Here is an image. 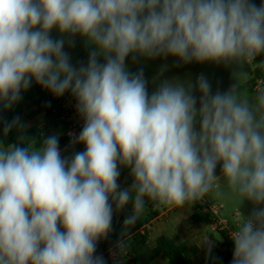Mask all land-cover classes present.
I'll return each instance as SVG.
<instances>
[{"label":"clouds","instance_id":"1","mask_svg":"<svg viewBox=\"0 0 264 264\" xmlns=\"http://www.w3.org/2000/svg\"><path fill=\"white\" fill-rule=\"evenodd\" d=\"M77 36L89 49L78 66L65 51ZM261 55L264 2L0 0V111L33 82L70 92L83 120L71 143L85 146L64 157L59 134L34 137L19 116L3 121V137L17 135L0 139V264H105L97 245L114 211L132 202L126 232L148 202L183 207L210 195L251 205L230 234L231 264H264V87L241 88ZM129 56L232 67L233 83L213 92L203 74L194 83L158 75L149 94ZM122 167L132 178L123 189Z\"/></svg>","mask_w":264,"mask_h":264},{"label":"rangeland","instance_id":"2","mask_svg":"<svg viewBox=\"0 0 264 264\" xmlns=\"http://www.w3.org/2000/svg\"><path fill=\"white\" fill-rule=\"evenodd\" d=\"M53 38H59L60 34L58 31H53ZM71 57V62L74 65H79L81 62L86 63L88 59L89 49L85 46L83 39L79 36L75 37L74 46H65ZM264 60V55L258 56L256 61L251 65L245 67L246 77L241 82V88L247 91L249 94L254 93L257 89L264 87V72L261 75L257 74V70L262 68L260 61ZM126 65L129 71L137 72L143 70L144 77L148 81L149 94L155 90L159 83L157 80L153 82L154 78L159 75L160 79H172L178 78L180 80H191L193 83L197 77L201 74L206 76L212 84V90L215 92L217 89L220 91H227L232 80V67H225L223 65H216L213 63H189L182 64L177 62V58L169 56L167 58L159 57L156 59L138 58L133 61L131 56L126 60ZM167 65V68L160 75L162 66ZM35 91L30 87L26 92L23 93V99L15 105L11 110L1 111L7 115L14 112H19V117L22 122L29 125L28 128L39 129L42 131L44 136L59 134V147L64 157H71L75 152L85 150V146L82 144H69L65 139V131L61 126L55 127L46 121V116L43 112L36 113V106L34 105ZM65 110H69L75 107L76 101L71 96V93H65L62 97H58ZM67 116L64 118L67 122ZM127 168H121V175L118 183L123 189L128 187L132 183L130 176V170ZM220 168L217 167V174L219 175ZM130 181V182H128ZM212 207H220L221 212L219 213L218 208L215 211L219 213L218 218L215 213L211 211H204L203 216L209 215L201 224H195L191 219H188L187 213H182L179 216L180 225L183 226L181 230H169L162 231L158 228L161 227L168 220L166 217H160L158 220L152 221L160 214L166 212L170 207H154L151 202H148L146 208L136 224L127 229L125 238L122 240L124 243L123 249H121V242L109 249L102 256L104 257L105 264H169L168 261L162 258H153L151 250L156 245L157 238L164 234L170 238L175 239L179 243L186 244L191 248V258L197 262L205 255L220 251V244L223 239L221 237V231L228 228L220 222H225L227 226L235 230L237 221L240 218L236 214L242 211L244 214H248L251 210V205L245 202L241 208L235 201L217 199L210 195L204 199ZM115 208V205H114ZM181 208V207H179ZM184 210L187 205L183 206ZM133 211V205L130 201L123 209L114 211V215L120 218L123 223L127 216L131 215ZM238 212V213H237ZM220 221V222H219ZM232 229V230H233ZM212 236V238H211ZM216 238L218 241H215ZM195 252V254H194ZM199 252V255H198Z\"/></svg>","mask_w":264,"mask_h":264},{"label":"trees","instance_id":"3","mask_svg":"<svg viewBox=\"0 0 264 264\" xmlns=\"http://www.w3.org/2000/svg\"><path fill=\"white\" fill-rule=\"evenodd\" d=\"M253 2L259 6L264 0H253ZM263 72L264 66L257 70L258 75L263 74ZM31 88L35 91L34 105L36 106V113L43 112L48 124L55 127L61 126L63 129H67L68 123L64 118L67 110L63 107L61 100L49 91L43 89L41 86L35 84V82L32 83ZM16 116H19V112L7 115L0 111V139H6L7 143H14L16 141L17 133L13 130L6 138H4L3 121H11L13 117ZM27 133L30 136L39 137L42 131L34 128H27ZM193 205L195 213L191 219L194 223L200 224L206 218L210 217L208 214L203 216V210L206 206L200 205L199 201ZM124 232L125 227L123 221L113 215L112 229L107 238L98 242L96 254L103 255L109 249L118 245L126 236ZM221 236L223 242L221 243L220 251L210 253L201 261L195 262L192 260L191 254L193 253H191V248L186 244L179 243L175 239L169 238L165 235L157 238L156 245L152 250V256L162 258L168 261L169 264H231L234 244L226 230L221 231Z\"/></svg>","mask_w":264,"mask_h":264},{"label":"crops","instance_id":"4","mask_svg":"<svg viewBox=\"0 0 264 264\" xmlns=\"http://www.w3.org/2000/svg\"><path fill=\"white\" fill-rule=\"evenodd\" d=\"M129 171V170H128ZM130 182V181H128ZM199 204L200 205H203V206H206V208L203 210L204 211H211L213 213H215V215L217 216L218 218V215L219 213L221 212V208L220 207H212V205H210L207 201L205 200H202V201H199ZM187 205V208H184L181 207H170V209H168L166 212L160 214L159 216L157 215V217L152 221V223L155 221V220H158L160 217H166L168 220H166L167 222L164 223L163 225H161V227H159L158 229L159 230H162V231H166V230H169L170 232L173 230H181L183 228L182 225H180V221H179V216L182 214V213H187L188 214V219H191V217L194 215L195 213V209H194V205L193 204H186ZM215 208H218L219 210V213L215 211ZM238 213V212H237ZM240 213L236 214V216H239ZM114 215V214H113ZM116 218L117 216L114 215ZM192 221V219H191ZM220 222V221H219ZM196 224V223H195ZM201 224V223H200ZM164 235V234H162ZM160 235V236H162ZM159 236V237H160ZM167 236V235H165ZM158 237V238H159ZM222 237V236H221ZM170 238V237H169ZM212 238V236H211ZM173 239V238H172ZM214 239V238H213ZM216 239V238H215ZM214 239V240H215ZM215 241H218L217 239ZM219 242V241H218ZM223 242V240L221 242H219L220 246H221V243ZM185 243V242H183ZM154 249V248H153ZM152 249V250H153ZM152 250H151V255H152ZM213 253V252H212ZM210 254V253H209ZM209 254L205 255L204 257H202L200 260L198 261H201L202 259H204L206 256H208ZM198 255H199V252H198ZM153 257V256H152ZM153 258H156V257H153Z\"/></svg>","mask_w":264,"mask_h":264},{"label":"built area","instance_id":"5","mask_svg":"<svg viewBox=\"0 0 264 264\" xmlns=\"http://www.w3.org/2000/svg\"><path fill=\"white\" fill-rule=\"evenodd\" d=\"M67 114H69V116H67V118H66L68 126H67V129L65 131V135L64 136H65L66 141L69 144H72L71 143L72 136L70 134L71 133H74L76 135L79 134V132L81 131L82 126H83V120L78 116L75 107L67 110ZM220 223L224 224L226 227H228V228H226L224 230H226L228 232V235L230 237V234L234 231V229L229 227V226H227L225 222L221 221Z\"/></svg>","mask_w":264,"mask_h":264}]
</instances>
